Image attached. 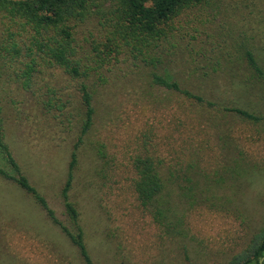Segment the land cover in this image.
Instances as JSON below:
<instances>
[{
    "label": "rangeland",
    "instance_id": "rangeland-1",
    "mask_svg": "<svg viewBox=\"0 0 264 264\" xmlns=\"http://www.w3.org/2000/svg\"><path fill=\"white\" fill-rule=\"evenodd\" d=\"M95 10L75 28V37H89L84 49L105 33L103 12ZM173 25L155 49L154 67L139 58L121 62L94 87L93 123L78 145L68 191L93 264L242 261L264 226V0H204ZM246 49L261 76L248 66ZM151 71L202 102L152 84ZM34 80L37 96L14 89L0 95L4 140L19 173L68 225L59 191L79 133L78 92L53 67ZM147 151L172 182L166 199L173 213L164 226L140 207L130 185V159ZM103 154L111 157L106 164ZM0 167L17 172L1 153ZM0 264H84L41 206L2 177Z\"/></svg>",
    "mask_w": 264,
    "mask_h": 264
},
{
    "label": "trees",
    "instance_id": "trees-1",
    "mask_svg": "<svg viewBox=\"0 0 264 264\" xmlns=\"http://www.w3.org/2000/svg\"><path fill=\"white\" fill-rule=\"evenodd\" d=\"M202 1L204 0H0L1 98L12 89L28 91L37 96L34 92L40 87L34 86V79L44 68L50 67L61 70L69 80L74 81L78 92V103L82 110L79 133L69 153L66 178L59 191L68 225L54 217L44 197L19 173L18 165L4 140L1 115L0 153L4 162L17 172L12 175L0 167V177L15 182L41 206L51 221L75 245L84 264L93 262L84 243L78 210L69 199L68 191L72 171L77 163L78 145L93 123L94 87L97 81H104L105 74L118 63L139 58L154 67L159 60L155 56V49L161 41H167L166 35L173 28L177 16ZM92 7L97 14L103 12L105 33L90 38L93 39L90 47L84 49L89 37L86 33L75 37V28L89 16ZM101 7L104 10H100ZM96 38L99 39L97 42ZM244 56L248 66L261 76L262 70L251 51L244 50ZM117 67L120 66L115 68ZM150 77L152 84L202 102V97L181 88L175 80L154 71H151ZM43 86L45 92L51 93L47 85ZM48 104L49 100L43 101L44 106H49ZM224 109L250 120L261 119L243 109ZM99 150L97 149L98 153ZM104 157L105 154L102 158L106 164L111 157ZM162 164L159 158L147 151L131 157L129 166L132 172L130 185L136 201L156 223L164 226L165 217L173 213V209L168 203L170 199H166L171 193L172 182L169 175L162 173ZM249 243L247 250L243 251L246 257L242 261L205 264H264V226L258 229Z\"/></svg>",
    "mask_w": 264,
    "mask_h": 264
}]
</instances>
